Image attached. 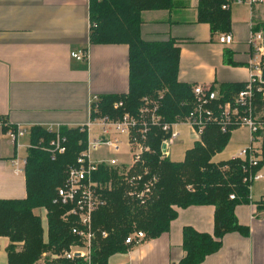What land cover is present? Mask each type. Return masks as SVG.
<instances>
[{"label":"crops","instance_id":"crops-1","mask_svg":"<svg viewBox=\"0 0 264 264\" xmlns=\"http://www.w3.org/2000/svg\"><path fill=\"white\" fill-rule=\"evenodd\" d=\"M175 1L170 9L142 12V37L177 39L181 47L178 78L192 87L201 83L223 94L224 85H245L251 72L249 40L252 31L264 27V9L233 5L228 31L233 41L225 43L220 36L227 32L213 30L210 23L198 19L199 0ZM91 24L90 0H0V115L12 126L26 125L30 133L34 126L72 128L89 119L94 96L129 92V45L93 43ZM81 48L87 50V59L73 58L71 52ZM30 133L12 140L0 123V199L27 197L25 170L17 173L13 159L27 157ZM237 133L242 135L239 139ZM234 141L239 151L249 143L248 131L233 130L228 145ZM262 182L254 184L250 202L236 208L239 222L249 233H226L222 247L200 264H264V208L257 204L264 195ZM176 209L178 217L169 231L114 254L109 264H179L186 254L185 226L214 233V205ZM35 213L42 218L47 241V209ZM10 243L8 236L0 235V264H9ZM50 261L42 256L35 264Z\"/></svg>","mask_w":264,"mask_h":264},{"label":"trees","instance_id":"trees-1","mask_svg":"<svg viewBox=\"0 0 264 264\" xmlns=\"http://www.w3.org/2000/svg\"><path fill=\"white\" fill-rule=\"evenodd\" d=\"M224 0H199L198 19L211 24L213 30L228 32L231 26L229 10L222 9ZM175 0H90L93 43H126L130 47V86L127 94L101 96L100 109L103 113L115 115L113 108L118 100H124V109L135 112L142 99L148 95L163 93L161 113L167 120L187 115L192 109V85L178 78L181 47L178 40H146L142 37V12L145 10L170 9ZM229 63L235 62L227 57ZM221 100L232 99L231 92H239L245 85H224ZM257 111L264 110V100L256 97ZM123 109V110H124ZM122 111V110H121ZM264 118V117H263ZM6 130V128H4ZM231 133H222L215 124L209 125L202 141H195L186 150L182 161L161 159L160 146L165 134L154 129L151 146L155 152L144 155L147 165L158 173V181L152 196L145 202L130 199L125 195L126 184L115 168L102 165L94 178L113 187L107 193V204L93 214V227L97 231L93 264H109L116 253L126 252L131 245L126 237L133 229L155 238L169 231L171 222L178 217L177 207L191 205H214V233L200 232L192 226L183 229V247L186 252L179 264H200L205 258L222 247V240L228 232L249 233L236 215L238 205L250 202L249 184L244 182L245 169L241 159L214 162L213 157L228 145ZM46 127L31 128L30 138L35 147L28 149L25 167L27 197L23 199H0V235H6L9 264H35L46 251H60L78 241L72 232L75 220L69 222L62 216L68 206L54 203L57 189L63 185L66 172L76 162L77 154L87 147V133L78 128L62 127L66 137V151L55 157L42 147L49 146L54 137ZM263 153L259 166L264 165ZM141 170V168H139ZM191 186V188H189ZM235 195L231 198V195ZM47 209L48 241L44 240L42 218L36 209ZM258 207L264 208V202ZM108 236L101 237V231ZM22 248L19 250V245ZM62 259L50 264H65Z\"/></svg>","mask_w":264,"mask_h":264},{"label":"built area","instance_id":"built-area-1","mask_svg":"<svg viewBox=\"0 0 264 264\" xmlns=\"http://www.w3.org/2000/svg\"><path fill=\"white\" fill-rule=\"evenodd\" d=\"M235 4H246L252 9L260 7L264 9V0H224L221 7L230 10ZM91 27H97V23L92 22ZM263 32L262 27L251 33L250 77L245 87L230 100L222 101L221 93L212 86L194 84L192 109L187 115L170 121L161 113L164 97L162 93L145 96L135 112L125 110L124 100H118L113 106L117 111L115 115L101 111L100 96L91 99L89 119L72 127L87 133V147L77 154L76 162L68 167L65 182L58 187L54 199V203L69 207L62 218L66 222L75 220L72 232L77 236L78 241L60 252H55L52 257L65 260L66 264H93V253L98 238L97 231L93 227V214L107 204V193L113 187L112 180L103 182L94 178V174L102 165L120 169L118 173L126 184L125 195L130 199L145 203L152 196L159 175L150 169L144 155L155 152L151 146V137L156 128L165 134L160 146L161 159L171 157V146L181 135L182 126L190 129L195 141H202L206 128L212 124L217 125L222 133L244 128L249 133V143L240 148L233 159L239 158L244 163V182L249 184L250 191L256 182L264 180V165L259 166L263 153L264 110L257 111L256 107L257 96L264 100ZM220 41L232 42V33H224L220 36ZM71 55L78 60H85L88 52L81 48L72 51ZM0 123L6 128V136L12 140L30 133L26 125L12 126L2 115H0ZM46 128L55 134L50 145L42 148L51 152L53 157L64 153L67 139L61 134L62 125H50ZM28 147L35 145L30 143ZM26 164L27 157L17 156L13 159L17 173L23 172ZM124 165L127 167L124 168ZM234 197L235 195L232 194L231 198ZM263 202L264 195L257 204ZM107 236L108 231H101L102 238ZM145 239L146 233L143 230H135L126 237L125 241L133 247L141 244ZM49 254L45 252L43 256Z\"/></svg>","mask_w":264,"mask_h":264},{"label":"rangeland","instance_id":"rangeland-1","mask_svg":"<svg viewBox=\"0 0 264 264\" xmlns=\"http://www.w3.org/2000/svg\"><path fill=\"white\" fill-rule=\"evenodd\" d=\"M161 91L163 93H165L166 90H161ZM180 130H181V135L175 139V142L171 146V149H170L171 150V157L169 159H171L173 161L183 160L186 150L191 148L195 142V137L191 134V131L187 126H182ZM238 136H242V135L240 133H237L235 135L236 139H239ZM238 148H239L238 145L234 141L231 144H229L222 152L216 154L213 157V159L215 160V162H219L222 160H228L231 156H234L236 153H238ZM126 167L127 166L124 165V168H126ZM118 170H120V169L118 168ZM262 186L264 188V182H262ZM189 188H191V186H189ZM254 193H256V188L254 189ZM47 222H48V220H47ZM135 230H140V229L135 227L133 229V231L130 233H133ZM45 236H46V234H45V230H44V238H45ZM146 238H147V233H146ZM47 241H48V233H47ZM60 251H57V252H60ZM46 252H48L50 254H49V256H43L42 255L43 258L49 259V261L50 260H58V259L52 257V254H54L55 251L53 252V250H50V251H46Z\"/></svg>","mask_w":264,"mask_h":264},{"label":"water","instance_id":"water-1","mask_svg":"<svg viewBox=\"0 0 264 264\" xmlns=\"http://www.w3.org/2000/svg\"><path fill=\"white\" fill-rule=\"evenodd\" d=\"M263 29H264V27H263ZM263 47H264V32H263ZM263 79H264V66H263ZM163 148H164V146H163Z\"/></svg>","mask_w":264,"mask_h":264}]
</instances>
